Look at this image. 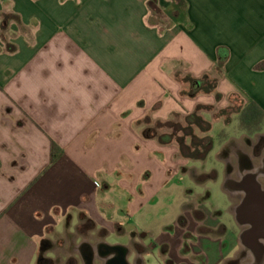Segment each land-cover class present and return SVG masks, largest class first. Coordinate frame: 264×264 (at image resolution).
<instances>
[{
	"label": "crops",
	"instance_id": "0c3cea01",
	"mask_svg": "<svg viewBox=\"0 0 264 264\" xmlns=\"http://www.w3.org/2000/svg\"><path fill=\"white\" fill-rule=\"evenodd\" d=\"M6 1L0 264H104L113 246L133 264L135 243L142 264L160 246L172 258L166 264H264V147L259 155L237 149V169L230 156L221 160L224 143L209 131L211 120H222L209 110L200 115L208 126L201 143L210 147L203 158L182 155L177 141L162 143L138 125L149 113L165 121L198 105L226 107L231 97L264 112V0H184L183 9L174 0ZM204 75L215 80L213 91L198 83L184 93V76ZM52 142L62 152L50 163ZM212 153L221 167L190 166ZM182 178L221 179L234 225ZM176 193L175 232L166 235L163 214L157 237L152 201L164 206ZM80 218L93 234L104 230L98 241L74 230ZM108 234L131 237L114 244Z\"/></svg>",
	"mask_w": 264,
	"mask_h": 264
},
{
	"label": "rangeland",
	"instance_id": "374dc122",
	"mask_svg": "<svg viewBox=\"0 0 264 264\" xmlns=\"http://www.w3.org/2000/svg\"><path fill=\"white\" fill-rule=\"evenodd\" d=\"M14 2L16 0H13ZM16 3V2H15ZM18 3V2H17ZM19 4H21L19 2ZM4 5H10L8 1L6 0H0V7ZM3 15L0 14V19H2ZM189 88V87H185ZM206 106L205 108L202 107V109L198 112L199 115H201L204 110L211 111L212 119H216L217 117L222 120V122L219 120H211V130L209 131V134L214 138L215 142L217 140H222L224 143L222 145L220 159L221 160H227V156H230L228 158H231L232 164L235 169H237V160L235 157L236 150L241 148L247 152L251 151L253 152V146L255 144H258L260 141L259 139L263 136L264 137V126L261 127V131L256 132L254 134H248L246 131L241 129L238 122V112L241 109V104L239 102V99H235L233 97L230 98V102L228 106L222 107V108H216L214 105H202ZM224 123L226 125H224ZM184 120V115L182 114H173L169 116V118L165 121H159L152 119L151 113L145 115L142 117V119L138 122V125L140 128H142L143 132L147 135L150 134H167L169 137H171L173 140L177 141L180 140L182 145V155L190 156L193 155L191 151L188 149L190 146L193 148V146H198V143H201L202 136L204 135L200 129L194 128V126L188 127ZM193 127V129H192ZM190 128V129H189ZM190 130L192 131L191 135H187ZM207 142V141H206ZM221 145V144H220ZM219 145V146H220ZM220 148V147H219ZM249 152V153H251ZM214 153L209 155L206 160L199 161V160H193L190 161V166H195L198 168V170L202 169H209V168H218L221 167V163L213 156ZM206 179V178H205ZM183 185H186L190 187L194 193L196 194H204V201L203 205L209 210H214L213 207H215V210L220 219L223 221V223H226L228 225L233 226L234 225V218L230 214L231 212L228 211V200L227 197L221 187V179H219L217 182H215L212 179H206L203 180V182L195 183L190 181L188 178H182ZM207 189V191H206ZM118 192H111L109 193L110 200H115L118 197ZM179 195V194H178ZM177 193L175 194V198L173 197L171 199V202L167 204L165 200V205H161L158 203V201L153 200L152 202L156 205V215L153 219L154 227L156 230V236L159 237L160 230H158L157 225L161 224V216L164 214L166 221L170 219L169 225L166 227L165 232H167L166 235H169L170 237L175 232V224L177 223L178 219H174V214L176 213L177 205L179 203V196ZM121 197L125 198V195H121ZM198 215V214H197ZM68 219L70 218V214H68ZM81 219V218H80ZM175 220V221H174ZM230 226V227H231ZM229 227V226H228ZM91 223L86 220L85 218L81 219V221L74 225V230H76L77 233H83V235L90 237L93 242L98 241L101 237V235L104 234V230H98L93 234V231L90 230ZM89 229V230H88ZM164 235H161V238ZM131 236L121 235V234H108L106 235L105 239L109 243H128ZM45 247V246H44ZM186 250H182V254L185 253ZM169 252H167V246H160L158 248L153 247L148 254L143 255V261L145 264H166L165 258L167 257L168 262H172V258L169 255ZM184 261V260H183ZM246 264V263H245Z\"/></svg>",
	"mask_w": 264,
	"mask_h": 264
},
{
	"label": "trees",
	"instance_id": "16d2710c",
	"mask_svg": "<svg viewBox=\"0 0 264 264\" xmlns=\"http://www.w3.org/2000/svg\"><path fill=\"white\" fill-rule=\"evenodd\" d=\"M174 1L176 2L178 9H183L185 5L184 0H174ZM207 78H208L207 75H204L201 79H195L190 76H184L182 79L185 83H188V87H189L188 91L186 92L184 91V93L190 94L194 90L193 86L198 83L199 85H202L201 87L204 91H213L215 89L214 88L215 80L210 78L207 79ZM204 79H206V81L203 84H201V82H203ZM201 87L199 86L197 90L201 89ZM202 107L205 108L206 106L198 105L194 110V112L184 116V120L188 125V127L191 128V126L196 125L197 127L200 128L201 131H206L208 129L207 124L206 126L202 125L203 120L198 113L202 109ZM238 122L241 129L246 131L248 134H254L256 132L261 131L262 130L261 127L264 126V112L258 107L257 104H255L254 102H250L239 110ZM154 136L157 137L158 141L162 143L167 142L170 139V137L167 134H160V135L154 134ZM177 143L179 145V148L182 149L183 143L180 140H177ZM209 148L210 147L208 145L202 143L198 144V146H193V148L190 146V148L188 149L191 151V153H193V155H191L190 158H203ZM61 152L62 151L60 149L58 151L57 146L52 142L49 162L53 163L60 156Z\"/></svg>",
	"mask_w": 264,
	"mask_h": 264
},
{
	"label": "flooded vegetation",
	"instance_id": "af4514ba",
	"mask_svg": "<svg viewBox=\"0 0 264 264\" xmlns=\"http://www.w3.org/2000/svg\"><path fill=\"white\" fill-rule=\"evenodd\" d=\"M260 133V131H259ZM260 141L258 142V144H255L253 146V153L255 155H259L264 147V137L262 136L260 139ZM249 189V191H251V188L248 186L247 187V190ZM250 196V195H249ZM241 202H243L242 200H240ZM133 247L138 250L139 252V257L135 260V264H142V259H141V254H142V251H143V246H141L140 244L138 243H135L133 245ZM112 250H114V258L113 259H107L105 262H103L104 264H125V260H124V257L122 256V252L124 251L123 248H112ZM103 256H105L106 254L102 253ZM123 257V259L121 258ZM123 260V261H122ZM133 263V264H134Z\"/></svg>",
	"mask_w": 264,
	"mask_h": 264
},
{
	"label": "water",
	"instance_id": "95a60500",
	"mask_svg": "<svg viewBox=\"0 0 264 264\" xmlns=\"http://www.w3.org/2000/svg\"><path fill=\"white\" fill-rule=\"evenodd\" d=\"M259 227V226H258ZM113 247H116V248H118V246H113Z\"/></svg>",
	"mask_w": 264,
	"mask_h": 264
}]
</instances>
